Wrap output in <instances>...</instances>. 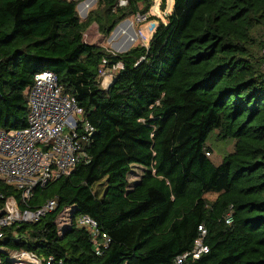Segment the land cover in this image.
I'll return each instance as SVG.
<instances>
[{
    "label": "trees",
    "instance_id": "obj_1",
    "mask_svg": "<svg viewBox=\"0 0 264 264\" xmlns=\"http://www.w3.org/2000/svg\"><path fill=\"white\" fill-rule=\"evenodd\" d=\"M81 1L0 0V129L27 126V90L44 71L95 128L91 160L27 201L0 175V214L11 196L20 207L58 202L9 226L4 245L52 264H172L203 225L209 251L184 264H264V0H174L165 18L149 15L154 0H96L85 21ZM137 14L155 20L148 45L119 52L85 40L92 25L107 38ZM118 62L104 88L100 69ZM213 133L231 145L218 165ZM135 164L143 172L129 183ZM67 206L71 225L60 227ZM83 214L111 239L101 253L76 224Z\"/></svg>",
    "mask_w": 264,
    "mask_h": 264
},
{
    "label": "built area",
    "instance_id": "obj_2",
    "mask_svg": "<svg viewBox=\"0 0 264 264\" xmlns=\"http://www.w3.org/2000/svg\"><path fill=\"white\" fill-rule=\"evenodd\" d=\"M136 17L138 21L147 20V15L137 14ZM155 26V23L149 25L148 31L153 33ZM122 68L123 63L118 62L111 71L100 69L104 88H109L115 72ZM27 100L30 108L27 126L9 131L0 129V175L20 190L22 201L30 199L37 186H45L61 176L69 175L78 164L89 162V146L95 132L94 126L83 116L84 111L76 97L63 92L54 72L44 71L35 76L34 84L27 90ZM57 206L55 198L48 199L38 208L20 207L17 198H7L6 207L0 214V253L7 258L0 255V264L54 262L53 256L44 257L26 249H9L3 240L9 226L39 221ZM67 212L72 221L73 207L67 206L58 217L60 227L71 225V221L67 222L63 215ZM76 224L91 231L92 242L99 253L109 245V235L99 229L98 221L90 215H79ZM199 230L201 233L195 239L192 250L179 254L172 264H184L187 257L198 259L209 251L204 241L207 230L203 225Z\"/></svg>",
    "mask_w": 264,
    "mask_h": 264
},
{
    "label": "rangeland",
    "instance_id": "obj_3",
    "mask_svg": "<svg viewBox=\"0 0 264 264\" xmlns=\"http://www.w3.org/2000/svg\"><path fill=\"white\" fill-rule=\"evenodd\" d=\"M154 3L155 5L151 9L149 15H158L162 18H165V15L172 11L174 0H167V9L165 11L161 10V0H154ZM86 4L88 5V7H85ZM96 4L97 1L95 0H87L80 7H78V11L82 21H85L87 19L89 12L91 11V9L96 7ZM154 21L149 20L148 18L146 21H138L136 15L131 16L130 18H127L126 20L119 23V28L116 31L112 32V34L107 38L99 32L97 25H92L85 33V40L91 44H103L106 47L112 48L113 50L119 52L126 51L122 49L129 47L128 42H130V39L131 45L128 49L138 44L148 45L152 37V33L148 31V26L151 25ZM140 30L143 31L141 32ZM141 34H143V36L145 37H143ZM119 43H121V45H118ZM207 143L213 149V154L211 155L212 160L216 165L220 164L223 160V157L227 153H229L231 145L226 144L228 142H218L216 140L215 133L210 136ZM142 172L143 167L141 165H132L131 171L129 170L127 177L129 183H133L139 180ZM210 196L214 197V195L212 194L209 195V197ZM63 215L64 218L67 219V222L71 221L69 212Z\"/></svg>",
    "mask_w": 264,
    "mask_h": 264
},
{
    "label": "water",
    "instance_id": "obj_4",
    "mask_svg": "<svg viewBox=\"0 0 264 264\" xmlns=\"http://www.w3.org/2000/svg\"><path fill=\"white\" fill-rule=\"evenodd\" d=\"M85 1H87V0H84V1L79 2L78 5H77V8L80 7ZM95 1H96V0H95ZM118 28H119V24L116 26V28L114 29V31H116ZM114 31H113V32H114ZM128 48H129V47H127V48H125V49H122V50H126V51H127ZM120 52H124V51H120Z\"/></svg>",
    "mask_w": 264,
    "mask_h": 264
},
{
    "label": "crops",
    "instance_id": "obj_5",
    "mask_svg": "<svg viewBox=\"0 0 264 264\" xmlns=\"http://www.w3.org/2000/svg\"><path fill=\"white\" fill-rule=\"evenodd\" d=\"M130 42H128L129 43V47H130V45H131V39L129 40ZM118 45H121V43H119Z\"/></svg>",
    "mask_w": 264,
    "mask_h": 264
},
{
    "label": "bare ground",
    "instance_id": "obj_6",
    "mask_svg": "<svg viewBox=\"0 0 264 264\" xmlns=\"http://www.w3.org/2000/svg\"><path fill=\"white\" fill-rule=\"evenodd\" d=\"M85 7H88V5L86 4Z\"/></svg>",
    "mask_w": 264,
    "mask_h": 264
}]
</instances>
